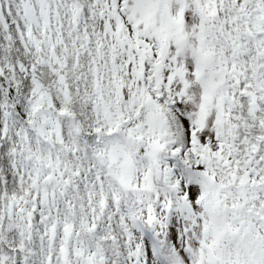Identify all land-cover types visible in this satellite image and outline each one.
<instances>
[{
	"label": "snow or ice",
	"instance_id": "obj_1",
	"mask_svg": "<svg viewBox=\"0 0 264 264\" xmlns=\"http://www.w3.org/2000/svg\"><path fill=\"white\" fill-rule=\"evenodd\" d=\"M0 264H264V0H0Z\"/></svg>",
	"mask_w": 264,
	"mask_h": 264
}]
</instances>
